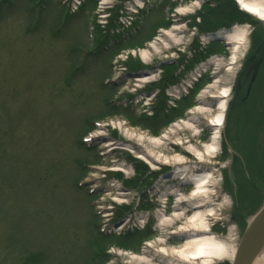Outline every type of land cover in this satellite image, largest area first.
Segmentation results:
<instances>
[{
  "label": "rangeland",
  "instance_id": "374dc122",
  "mask_svg": "<svg viewBox=\"0 0 264 264\" xmlns=\"http://www.w3.org/2000/svg\"><path fill=\"white\" fill-rule=\"evenodd\" d=\"M102 1L80 0L69 15L60 0H0V264H137L131 256L144 250L154 264L158 259L203 264L180 254L191 251L187 236L200 229L188 223L194 210L173 215L179 203L186 206L182 201L191 197L193 183L174 177L168 183L184 197L170 194L168 183L160 184L176 164L162 162L154 169L122 145L137 141L115 124L161 136L219 76L230 82L231 109L219 151L207 155L208 166L201 165L214 179L213 195L201 198L213 209L208 236L231 251L208 264H231L244 229L264 206V60L250 91L242 76L244 90L236 98L232 93L247 52L264 37V21L245 12L239 0H200V7L186 14L173 10L196 0H145L151 6L138 12L130 0H110L107 6ZM234 5L245 16L231 15L227 8ZM121 11L127 23L120 22L123 31L111 35ZM92 21L95 43L88 39ZM174 26L182 30L181 41L169 40L160 50L150 46ZM234 28L246 31L240 45L218 36ZM144 49L150 52L147 61ZM214 57L220 64L214 65ZM114 61L124 74L118 86L104 85ZM143 73L156 77L136 86L137 95L151 92L142 94L149 105L132 90L119 107L109 105L113 93L131 83L135 88V75ZM201 127L200 134L179 129L166 138L164 149L155 150L193 163L182 146L208 143L213 130ZM99 130L121 145L110 151L96 137L83 141ZM122 163L124 171L117 169ZM162 218L173 221L161 225Z\"/></svg>",
  "mask_w": 264,
  "mask_h": 264
},
{
  "label": "bare ground",
  "instance_id": "6f19581e",
  "mask_svg": "<svg viewBox=\"0 0 264 264\" xmlns=\"http://www.w3.org/2000/svg\"><path fill=\"white\" fill-rule=\"evenodd\" d=\"M101 3L104 5L106 4L107 6L111 2L110 0H103ZM239 3L241 4L240 6H242L241 8L245 12L253 16H256L260 20H264V0H239ZM128 4L133 9L134 7H136L139 10L149 8L148 6H151V4L146 3L145 0H130ZM200 4L201 1L196 0L195 2H190L187 5L180 7L179 9L176 10V12L181 14H186L188 12H195V10H197L200 7ZM105 18L108 20L109 18H111V15L110 14L106 15ZM105 23L108 22H104L103 24ZM181 32L182 30H180V26H174L171 30H167V31L164 30L160 34V36H158L150 44V46L156 50L157 49L160 50L164 45L163 43L166 42L168 43L169 40H174L176 42H179L183 39V35H181L182 34ZM245 33L246 31L242 28H234L227 31H221L218 34V36L227 40V42L229 43H233L234 39H238V40L240 39L239 41L237 40V44L240 45L245 40ZM168 45L169 44H167V46ZM240 47L241 46H236L235 49L239 51ZM149 54L150 52L147 51L146 49L142 50V58L144 61L149 60V56H150ZM236 56H234L233 58L234 61L230 62V64H233L235 62ZM213 59L215 61L214 65L220 64L221 61H219L220 60L219 58L214 57ZM135 79H136L135 81L138 82L133 85L135 88L131 89L132 83L129 85H124L121 88L122 89L121 94L125 92V97H127L126 92L132 90L131 91L132 95H136L141 99H143L144 97L143 95L141 94L137 95V93H135L138 91L137 87H141L143 83L146 84L155 81L156 77L153 73H145V74L143 73L142 75L141 74L135 75ZM226 80H227L226 77L219 76V78H217L213 83H209L206 87L201 89V91L199 92L196 98L197 105L194 106L193 108H190L189 111H187V113H183L182 119L170 125V127L166 131H164V134H162L161 136H153L146 132H140L137 131L136 129H130L128 126L126 127L125 123L122 121H118L116 124L114 123L119 129H122L123 132H125V134L128 137L130 138L134 137V139H136L137 141V143L133 145L124 144V143H122V145L129 151L131 150V152L135 153L136 157L149 163L154 169H157L158 164L162 162L164 164H167V162L171 164H176L175 165L176 170L174 169L173 172L174 175L172 174L173 177L171 174H169V176L164 177L162 179V184H160V186L167 184L170 180H175V178H179L182 180L189 179L193 183L194 188L192 190V193L190 194L191 197L188 200L182 201L183 202L182 204L186 206L182 207L179 203L176 206L173 214L175 216L174 219L178 218L179 216H182L183 212L188 210L187 209L188 207H191L192 210H194V213L191 216V218L188 220V223H191V225L194 228L197 227L200 228V229H194L192 235L187 236L188 241L185 244V246L192 247L191 251H189L188 253V250L187 251L180 250L181 257L185 258V261H194L195 259H197V260H203V264H208L212 260V258L225 257L231 254V251L228 249L226 244L222 243L221 241H218L217 239L211 236H208L207 232L209 231V225L207 223V219H209V216L212 215L213 209L210 208L209 207L210 205H208V203H206L205 200L201 198L202 195L207 196L208 198H210L213 195L210 191L212 186L211 183L214 182L213 174L209 170L206 171L204 169H201L202 168L201 165L204 164V166L205 165L208 166V163H205L206 162L205 160H207L208 158L207 155L208 154L214 155L220 149V142H221L220 130L221 127H223L227 121L228 115L225 117L226 115L225 110L228 105L229 97H231L230 88H228L230 87V85H228V83L230 84V82L229 81L227 82ZM240 89L242 88L240 87ZM173 95L178 98L180 97L178 94L177 95L173 94ZM123 98L124 96H121L120 94L118 96H115V99H119V101H117L118 104L116 105V107H119V103H122ZM208 99H214V100H208ZM144 100H145V105L150 104L148 99L144 98ZM215 100H216V104L214 105L212 101L215 102ZM124 105L127 106V103L125 102ZM205 120H208V122H204ZM111 123L112 121H109L105 125H110ZM98 125L100 127L101 122L98 123ZM201 125H205L207 126V129L209 127L211 130H213L209 142L206 143L202 148L193 145L192 143H189L187 147L182 146L183 150L193 155V158L195 159V161L193 160L194 161L193 163L187 162L186 159L179 154L175 155V157L171 159L166 156L163 157L161 154H159L160 152L155 150L157 148L164 149L166 147V143H165L166 138L171 139L173 134L178 132L179 129H190L191 131L195 132V134L196 133L200 134L201 133L200 128H202ZM103 127L104 124L103 126H101V128ZM89 136L91 138L96 137V139H100L101 142H103L102 146L110 148V151L118 147L120 144L116 141L107 139V137L104 136L103 132H100V130L99 132L96 131L95 133H91ZM181 140H182L181 138L177 139L179 144ZM124 165H125L124 163L119 164L117 169L118 170L122 169V171H124L126 169ZM99 168L106 169V166L105 167L98 166L97 169ZM199 169H201V171H199ZM167 188H169L168 192L170 194H175L180 199L184 197L183 194H181V190L179 187L172 186L170 185V183H168ZM117 194L123 195L125 193L120 192ZM169 221H173V219L166 220L165 218H162V220H160L159 223H161L162 225ZM152 244L154 245V242H151L149 246H152ZM143 253L144 254L142 256H134L132 254L131 256L132 261L136 262L137 264H154V260L152 257L153 255L150 256L147 250H144ZM157 261L159 264H170L163 259H158ZM253 264H264V253L258 256Z\"/></svg>",
  "mask_w": 264,
  "mask_h": 264
},
{
  "label": "water",
  "instance_id": "95a60500",
  "mask_svg": "<svg viewBox=\"0 0 264 264\" xmlns=\"http://www.w3.org/2000/svg\"><path fill=\"white\" fill-rule=\"evenodd\" d=\"M264 60V47L259 58L251 67L254 68L253 77L249 84V91L256 78L259 68ZM244 69H241L236 76L234 89V98L240 88V78ZM231 104L227 107L226 116L230 112ZM264 253V206L256 213L253 219L248 223L243 231L231 264H253L258 256Z\"/></svg>",
  "mask_w": 264,
  "mask_h": 264
},
{
  "label": "flooded vegetation",
  "instance_id": "af4514ba",
  "mask_svg": "<svg viewBox=\"0 0 264 264\" xmlns=\"http://www.w3.org/2000/svg\"><path fill=\"white\" fill-rule=\"evenodd\" d=\"M259 45H261V47H258ZM263 46H264V37H263V39H261V41L253 49H250V51L247 52L246 59L244 62V73H243L244 74L243 75L244 83H245L246 87H248L249 82H250V80L253 76V73H254V68L251 67V65H253L254 62L259 58L260 52H261ZM242 90H244L243 86H242L241 91ZM241 91H240V93H241Z\"/></svg>",
  "mask_w": 264,
  "mask_h": 264
},
{
  "label": "trees",
  "instance_id": "16d2710c",
  "mask_svg": "<svg viewBox=\"0 0 264 264\" xmlns=\"http://www.w3.org/2000/svg\"><path fill=\"white\" fill-rule=\"evenodd\" d=\"M227 9H228V11L231 10V15H234V14H235V15L238 16V15L241 14L242 17L245 16V14H244L243 12H241V11H240L235 5H234V9H231V8H227ZM211 11H213V10H211ZM221 11H222V10H221ZM224 11L227 12V11H226V8L224 9ZM223 13H224V12H223ZM246 16H247V15H246ZM230 17L237 18L236 16H230ZM223 18H224V17H223Z\"/></svg>",
  "mask_w": 264,
  "mask_h": 264
}]
</instances>
